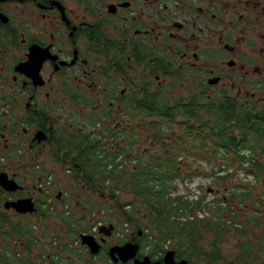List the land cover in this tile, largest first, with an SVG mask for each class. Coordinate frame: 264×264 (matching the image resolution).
Instances as JSON below:
<instances>
[{
  "label": "flooded vegetation",
  "instance_id": "1",
  "mask_svg": "<svg viewBox=\"0 0 264 264\" xmlns=\"http://www.w3.org/2000/svg\"><path fill=\"white\" fill-rule=\"evenodd\" d=\"M220 104L264 110V0H0V255L15 253V264H262L264 190H254L264 168L186 172L179 153L183 173L250 182L224 183L223 193L197 186L217 198L199 208V196L177 201L170 220L192 231L165 236L154 211L130 215L132 203L98 183L105 166L165 174L151 158L173 153L180 129L197 130L184 111ZM25 200L32 211L12 206ZM227 229L242 238L237 263L219 246ZM203 231L213 236L205 247ZM125 244L134 247L126 260L110 254Z\"/></svg>",
  "mask_w": 264,
  "mask_h": 264
},
{
  "label": "trees",
  "instance_id": "2",
  "mask_svg": "<svg viewBox=\"0 0 264 264\" xmlns=\"http://www.w3.org/2000/svg\"><path fill=\"white\" fill-rule=\"evenodd\" d=\"M161 113L160 109H157ZM190 117H194L198 123L196 131L189 125L182 130L175 142L173 153H164V160L160 158H151L150 167L158 169L165 168V174H140L124 175L121 173H110L104 167L103 171L98 173V183L106 182L114 185L115 189L107 190L114 193L116 189L119 193L133 196V200L138 202V209L146 214L149 210L154 211L153 226L165 236L170 233H190V225H179V221H171L170 210L176 206V202L182 200L181 197L169 196L170 191L175 189L174 181L177 179H188L196 176V173H183L179 170L177 157L179 153L188 152V150L198 149L200 152H211L215 157L218 152L227 154L230 157L215 159L220 164H225L227 168L237 166L238 168H264V110H252L249 108L239 109L229 107L224 104L215 106H203L197 109L184 111L183 123ZM189 143L190 146L187 144ZM203 158V157H202ZM206 159V158H204ZM185 161L184 167L188 168ZM170 169L172 172H168ZM232 169V168H231ZM126 203L123 204V206ZM184 208L191 207V203L186 201L180 204ZM194 207V206H192ZM199 208V207H198ZM132 212L130 215H136ZM140 214V213H139ZM204 230H208L209 224H199ZM220 234V233H219ZM219 234L216 235L219 236ZM27 248H31V236L27 237ZM15 253L11 258L4 254L0 255V264H15Z\"/></svg>",
  "mask_w": 264,
  "mask_h": 264
},
{
  "label": "rangeland",
  "instance_id": "3",
  "mask_svg": "<svg viewBox=\"0 0 264 264\" xmlns=\"http://www.w3.org/2000/svg\"><path fill=\"white\" fill-rule=\"evenodd\" d=\"M170 129L174 130V131L176 130V128H173V127H170ZM180 130L178 131V134L181 133ZM174 134L176 135V132H174ZM187 144L190 146L189 143H187ZM151 150H152L151 153L154 154L153 153L154 149H151ZM207 151H208V153H211V149L207 150ZM184 153L185 154H183V155L186 156L184 158H185L186 162L189 165V169L186 168V172L187 171H189V172L190 171L191 172H207L208 170H210L213 173V169L216 170V169H220L221 168L224 171H227V172L230 173V172H232V170L234 172H237L240 169L237 166L231 167L232 170H231L230 167H229L230 169H228V168H226L228 166H226L225 164H220L219 161L215 160V159L230 157L231 153L224 154V153L218 152L217 153L218 156L215 159H212V158L204 159V158H202V154L201 153H199V157H195L194 154H193L194 150L191 151V149L188 150V152H184ZM245 169H247V168H245ZM243 178L249 179L247 176H238L237 174H235V176H232V177L231 176H224V179H219L216 176H212V175H209V174L198 173L196 176H193L192 178L183 179V180H181V182H178V184H174V186L176 188L172 189L170 191V193L178 195V196L182 197V199L192 200L193 202H194V200H197V198L199 196V197H201V201H200V204H198V207H200V206H202L204 204V202H208L210 200L216 199L217 197L216 196L214 197L212 195L211 196L210 195H206V194L204 196H200L197 186L200 187V189L202 190V193H205L207 187H210L212 189H217L218 188V189H220V193H223L224 183L232 184V185H234V184L238 185L241 182H250L249 180H244ZM257 183L260 184V180H258ZM180 185H181V187H180ZM261 186L262 185H257L255 187L254 192L260 191L262 189L264 190V188L261 187ZM179 189H181V190H179ZM206 196H208V197H206ZM204 197H206L205 201H204V199H202ZM118 198H119L120 201H128V202L132 203V205L130 207V211L138 213V214L133 215V216L143 217L146 214L145 212H144V214H141L143 212L140 211L141 209L138 207V202L133 200V196L130 193L128 195H125V194H122V193H118ZM218 198H220V197H218ZM98 206H101L103 208L105 206V204L104 203L103 204H98ZM138 209H140V210H138ZM109 211L110 210L105 211L104 213L109 212ZM118 215H119V219L116 218L115 222L118 224V226L122 227V223L120 222V214H118ZM235 221H236V223L240 224L239 216H237L235 218ZM140 222L144 223L145 220H141ZM59 223L60 222L58 220H56V219L54 220V224H55L54 231L55 232H60L61 231V227H60ZM35 226H38V229L40 228V226L38 224L35 225ZM154 231L159 234V232L156 229H154ZM200 236H201V239H203L204 247L206 245L207 240H209V239H211L213 237L207 231H203V234H201ZM249 236L252 237V234H250ZM249 239H250L249 241L253 240V238H249ZM8 241L10 243L13 242V240L10 241L9 239H8ZM241 241H242V238L240 237V235L238 233H236L235 231H232L231 229H227V232L223 235V239H222V241L219 244L220 249L223 251L224 255L227 258V261H229L231 263H237L236 260H237V257H238L237 255H238L239 245L241 244L240 243ZM53 255L56 256V253L54 252ZM263 259H264V255L261 257L262 261H264Z\"/></svg>",
  "mask_w": 264,
  "mask_h": 264
},
{
  "label": "water",
  "instance_id": "4",
  "mask_svg": "<svg viewBox=\"0 0 264 264\" xmlns=\"http://www.w3.org/2000/svg\"><path fill=\"white\" fill-rule=\"evenodd\" d=\"M216 79H212L210 80L211 84L216 83ZM29 200H25V201H17L16 203L12 204L13 207L15 208H25V210H31V207L28 205ZM111 226L107 228L108 231H111ZM82 244L88 245L89 247H91V243H94L93 239H91L90 241L88 240V236H82ZM99 248V246H98ZM133 246L129 245V244H125L121 247H117V248H112L110 251V254L113 255V253H117V255L122 259V260H126V258H128V254H130L129 252H133ZM92 253L96 252V247L94 249H91Z\"/></svg>",
  "mask_w": 264,
  "mask_h": 264
},
{
  "label": "bare ground",
  "instance_id": "5",
  "mask_svg": "<svg viewBox=\"0 0 264 264\" xmlns=\"http://www.w3.org/2000/svg\"><path fill=\"white\" fill-rule=\"evenodd\" d=\"M179 190H181V189H179ZM187 197V196H186ZM190 199V198H189Z\"/></svg>",
  "mask_w": 264,
  "mask_h": 264
},
{
  "label": "built area",
  "instance_id": "6",
  "mask_svg": "<svg viewBox=\"0 0 264 264\" xmlns=\"http://www.w3.org/2000/svg\"><path fill=\"white\" fill-rule=\"evenodd\" d=\"M180 187H181V185H180Z\"/></svg>",
  "mask_w": 264,
  "mask_h": 264
}]
</instances>
